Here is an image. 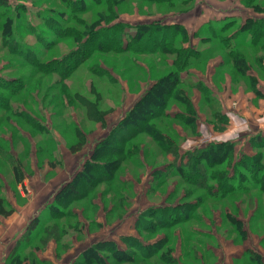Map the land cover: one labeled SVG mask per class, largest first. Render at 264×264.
<instances>
[{"label": "rangeland", "instance_id": "1", "mask_svg": "<svg viewBox=\"0 0 264 264\" xmlns=\"http://www.w3.org/2000/svg\"><path fill=\"white\" fill-rule=\"evenodd\" d=\"M182 2L176 1V7ZM10 3L12 11L18 6L27 10L28 24L19 25L17 40L43 50L45 47L40 41L44 39L45 34L41 31L44 26L39 23L46 10L60 9L58 0H10ZM115 9L120 21L130 24L155 20L180 23L190 33L208 22L216 21L215 26L219 27L224 21L237 17L238 23L225 33L226 36L237 33L249 17L264 19V0H196L191 10L183 14H178L179 9L168 3L145 6L138 0H124ZM7 10L0 7V79L9 82L10 88L19 89L18 82L24 78L28 84L9 101L8 110L0 111V198L6 209H14L11 216H0V226H4L0 229V241L6 237L5 226L15 223V219L22 221L21 214H34L44 204L48 207L43 215L51 213L50 200L52 202L61 188L83 169L98 141L123 120L159 78L176 68L177 59L172 52L156 55L96 52L62 82L58 74L36 72L23 58L8 53L2 45L5 39L2 28L7 20L3 13ZM106 10L107 7H95L78 17L86 26V23L96 21L98 13L106 14ZM40 12L42 16L38 14ZM85 26L77 25V30L85 33ZM256 37L255 46L241 45L237 56L227 55L216 40L202 39L201 42L199 38L195 39L192 44L201 56L188 67L186 84L174 86L171 83L175 93L165 104L166 112L178 114L176 119L163 115L156 120L149 119V127L155 126L165 134L162 142L142 133L126 146L129 151L126 156H104L101 160L112 162L107 163L108 166L121 158L119 169L115 171L116 180L98 184L80 201L70 202L64 208L69 212L65 217L39 228L36 234H29L31 244L16 252L17 257L20 256L15 264H67L83 250L102 241L116 242L131 257L120 254L115 246H107L96 254L86 255L83 261L90 264H166L160 258L167 259L170 249H174L173 256L179 257L197 255L202 250L195 244L200 245V238L193 240L192 249H189V234L194 228H206L202 222L207 219L215 224V219L220 216L218 233L236 241H243V224L236 228L227 218L228 214L245 218V224L258 216L262 220L256 225L264 229V192L259 191L263 184L258 183L252 192L247 190L214 201L206 197L205 190L186 183L184 175L174 173L167 180L159 176L160 169H167L174 160L170 145L179 147L183 155L211 144L233 142L236 147L234 157L247 155L252 157L251 161L258 158L256 164L264 168V149L251 146V139L264 133V95L261 93L264 91V35L257 34ZM76 45L71 39L52 47L47 59L62 57ZM184 46L188 47V44ZM241 59L243 63L239 64ZM94 67L107 69V81L94 73ZM169 81L170 77L164 81L163 90L171 85H168ZM195 82L205 85L211 92L195 87ZM210 93L212 97L207 99ZM0 94H3L1 89ZM76 94L80 98L75 97ZM151 101L149 98L141 105L136 116L147 120L150 115L147 111L156 109ZM221 115L226 119L222 120ZM81 140L84 142L82 150L78 155L72 153L70 146ZM227 161H230L229 157L219 166L207 164V173L226 169ZM189 202H198L193 213L198 214L199 219L171 227L158 225L144 231L137 222L140 215L150 209ZM55 210L58 213L59 210ZM154 216L146 215V226L154 222ZM4 218L10 225H5ZM129 224L130 231L127 230ZM55 225L59 230L52 228ZM25 235L26 232L18 242ZM127 238L157 246L155 254L151 253L144 261L139 260L141 254L136 247L124 244ZM3 246L6 243L3 242ZM6 250L3 252L0 248L1 253L6 254ZM120 256L126 258L118 260ZM7 261V264H13L9 259Z\"/></svg>", "mask_w": 264, "mask_h": 264}, {"label": "trees", "instance_id": "2", "mask_svg": "<svg viewBox=\"0 0 264 264\" xmlns=\"http://www.w3.org/2000/svg\"><path fill=\"white\" fill-rule=\"evenodd\" d=\"M138 1L145 6H161L168 3L170 7L179 9L180 12L178 14L189 12L192 4L194 5L196 2V0H183L180 4L181 6L176 7L175 2L178 0ZM121 2L123 3L124 0H58L60 9L52 8L46 10L47 13L45 12V16L41 18L42 20L39 23L44 26V29L40 30L45 34L44 39L40 41L45 48L40 50L38 47L28 46L22 43V41L19 42L17 40L19 25L27 26L28 24L27 10L25 7L18 6L12 11L10 0H0V7L6 10L8 9L7 12L3 13V16H6L7 20L2 28V32L5 34L2 45L8 50V53L14 57L23 58L27 65L31 66L36 72L58 74L62 82L67 80L82 64L92 58L96 52L132 53L136 55H156L172 52L177 55L175 61L176 68L169 75H165L164 78H159L129 110L123 120L105 138L98 141L94 153L86 160L83 169L71 181L66 183L55 195L54 200L48 204L51 206V213L44 214L45 216L35 217L31 220L27 227L25 237L18 242L17 247H15L16 249H14L9 257V261H13V264L18 262L20 256L18 255L17 257L16 252L20 249L23 251L31 244L32 240L29 234H36L39 228L45 227L54 220L65 217L69 212L65 211L64 208H67L72 201L77 202L83 199L86 196L85 194L92 191L98 184L116 180L115 171L117 172L119 169L120 157L126 156L129 152L126 151V146H129L128 144L133 142L138 135L142 133L149 134L158 143L162 142L165 134L161 133L155 126L149 127L148 124L151 119L156 120L162 115L165 118L170 117L176 119L178 114L173 115L172 113L166 112L165 104L168 99L174 96L175 89L172 84L174 86L186 84L189 79L188 67L192 65L195 58L199 59L201 56L199 49L192 44L195 39L199 38L201 42L202 39L216 40L219 42L220 48L226 50L227 55L237 56L241 45L248 44L249 46H255L258 42L256 35H264V19L256 20L253 17L245 19L244 24L241 25V29L230 36H226L225 33L238 23L237 17H233L229 21H224L222 23L223 25L220 24L219 27L215 26L214 22L216 21L208 22L206 25L200 26L198 30L195 29L193 33H190L180 23H164L162 20L130 24L126 21H120V16L116 13L115 8L122 4ZM95 7H107V13H98L96 21L91 24L86 23L85 26L78 16L91 12ZM41 13L38 14L42 16ZM21 15H24V18H21ZM77 25L80 27L85 26V33L78 31ZM31 34L35 35V33ZM71 39L77 45L70 53L62 57H51L47 59L51 55L52 47L56 48L59 44ZM186 43L188 47L184 46ZM241 62L243 63L242 59L239 64H242ZM94 70H96L94 73L97 76L107 81L109 72L106 68L99 69L98 67H94ZM168 77L171 80L168 82V85L172 84L166 86V89L163 90L162 86ZM20 82H18L19 89H17L18 87L10 88L9 82L0 79V89L3 92V94H0V111L8 110L10 107L9 101L14 96H17L21 89H24L28 84L25 78L24 80H20ZM194 86L200 87L206 93L208 90L210 91L208 87L200 82H195ZM75 97L80 98L78 94ZM75 97L73 98L74 100ZM210 97H212L211 93L207 96V99H210ZM149 98H151L152 105L156 109H153L154 112L147 111L150 115L146 120L140 118L139 115L136 116V114L139 107L144 105ZM135 116L136 118L134 120ZM221 119L225 120L226 116L221 115ZM83 146L84 142L81 140L71 145L70 150L72 153H78L82 150ZM170 146L174 160L167 169H160L159 176L161 178L164 176V180H167L174 173H178L180 176L184 175L187 181L186 183L205 190L206 197L212 198L214 201H221L230 195L245 193L247 190L252 192L259 184H263L259 191L264 192V168L256 164V159L258 158H255V161H251L252 157L247 155H241L240 157L236 155L237 158L234 157L233 152L236 147L233 142L211 144L204 149H194L183 155L180 153L179 147ZM251 146L264 149V134L254 136L251 139ZM119 155L120 159L116 160V163L110 166L108 164H112L111 161L107 162V164L101 160L104 156L114 157ZM227 157L230 158V161H227L226 169L220 172L215 170L211 174L207 173V164H210L209 166L211 167L219 166L221 165L219 163L225 162ZM214 161L215 163H213ZM243 169H247L248 171H244ZM167 172L169 175H166ZM197 207L198 202L195 204H191L190 202L178 205L169 204L159 209H150L144 215H140L137 222L140 223V228L143 227L142 231L144 229L150 230V227L155 229L158 225L171 227L178 223H187L193 221V219H199L197 218L199 215L193 213ZM56 208L59 210L58 213L55 210ZM13 212V208H5L4 201L0 198V216L9 217ZM152 214H155L153 217L154 222L150 223V226H146L147 223L144 221V218L146 219V215L152 216ZM227 218L237 226L236 228L242 226V223L234 215L228 214ZM52 228L56 230L58 229V225ZM48 231L49 229L47 228L46 232ZM193 232L192 229L189 234L192 241L195 240L191 236L192 234L194 235ZM241 233L242 239L244 240L246 235L243 232V228ZM185 242L187 243V241ZM124 244L129 247H136L141 254L138 258L141 261L148 259L151 253L155 254L157 247L133 238H127L124 240ZM107 246H115L120 254L130 256L127 253L128 251H123L116 242L102 241L83 250L77 258L79 262L76 261L74 264H90L86 260L83 261L86 255L90 253L96 254L100 248ZM169 251L167 259L161 257V261L166 264H180L179 260L173 256L174 249H170ZM121 257L123 256H120L118 260L126 258Z\"/></svg>", "mask_w": 264, "mask_h": 264}, {"label": "crops", "instance_id": "3", "mask_svg": "<svg viewBox=\"0 0 264 264\" xmlns=\"http://www.w3.org/2000/svg\"><path fill=\"white\" fill-rule=\"evenodd\" d=\"M261 93L264 95V91H261ZM46 206L47 204H44L41 209L34 214H32V212L21 214L22 221H17L15 219V223L13 222L12 225H10V223H8L9 221L4 218L5 225L9 224L10 226H5L4 235L6 237L3 236L0 241V243H2L0 247L1 250L5 252L7 248L6 254L0 252V264H7V260L14 251L20 237L27 231V227L31 220L41 215L45 216L43 215V211H45ZM24 213L26 212L24 211ZM258 218L260 217H254L251 223L246 222V224L245 218H238V221L243 224V232L244 234H246V238L243 241H236L232 238L228 239V236L223 238L218 233V227L220 226L221 221L220 216H217V219H215V224H212L209 219H207L206 222L201 221L203 225L206 226V228H194V235L192 234L191 236L196 240L200 238V245L197 243L195 244L197 246H200L202 250H198L199 252L197 251V255L188 254L184 257L175 255V257L180 261V264H264V229H262L263 227H260V225H256L259 220H262V218ZM134 224L135 218L132 225ZM248 225H250V227ZM1 228L4 229V226H0V229ZM128 229L130 231V224L127 227V230ZM259 232L263 234H259ZM3 242L6 243L5 247L3 246ZM192 242L193 241L191 240V242L189 243L191 244V247L190 245H188L190 250L193 246ZM185 244V246H187V243ZM77 258L78 256L73 260H68L67 264H74Z\"/></svg>", "mask_w": 264, "mask_h": 264}]
</instances>
